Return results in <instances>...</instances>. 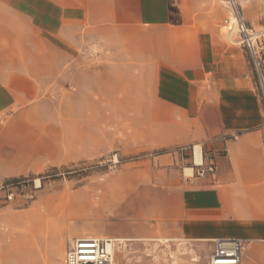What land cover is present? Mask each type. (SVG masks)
Wrapping results in <instances>:
<instances>
[{
    "label": "crops",
    "instance_id": "obj_1",
    "mask_svg": "<svg viewBox=\"0 0 264 264\" xmlns=\"http://www.w3.org/2000/svg\"><path fill=\"white\" fill-rule=\"evenodd\" d=\"M242 2L260 29L264 0ZM220 5L228 14L223 0H0V136L60 79L84 104L99 94L111 109L164 112L142 149L169 153L148 168L157 180L139 215L118 238H90H163L211 256L216 241L238 240L242 264H264L263 112L246 50L219 30ZM197 146L215 176H185L189 159L175 150Z\"/></svg>",
    "mask_w": 264,
    "mask_h": 264
},
{
    "label": "rangeland",
    "instance_id": "obj_2",
    "mask_svg": "<svg viewBox=\"0 0 264 264\" xmlns=\"http://www.w3.org/2000/svg\"><path fill=\"white\" fill-rule=\"evenodd\" d=\"M220 7L226 38L228 14ZM90 100L84 104L82 89L60 79L25 118L2 124L0 264H65L69 239L118 238L149 197L157 178L148 168L169 151L142 147L148 124L162 122L164 112L111 109L99 94ZM175 151L191 168L193 148ZM160 239L122 242L116 264H210L208 248Z\"/></svg>",
    "mask_w": 264,
    "mask_h": 264
},
{
    "label": "built area",
    "instance_id": "obj_3",
    "mask_svg": "<svg viewBox=\"0 0 264 264\" xmlns=\"http://www.w3.org/2000/svg\"><path fill=\"white\" fill-rule=\"evenodd\" d=\"M228 12L224 28L233 45L243 47L248 55L251 75L263 112L264 131V24L260 29L251 27L243 17L239 0H223ZM191 169L196 178L215 176L217 167L212 155L206 156L201 147V163L195 162ZM187 166H184L186 170ZM116 241L90 237L73 238L67 241L65 264H115ZM244 245L241 241L215 242V249L210 257V264H242Z\"/></svg>",
    "mask_w": 264,
    "mask_h": 264
},
{
    "label": "bare ground",
    "instance_id": "obj_4",
    "mask_svg": "<svg viewBox=\"0 0 264 264\" xmlns=\"http://www.w3.org/2000/svg\"><path fill=\"white\" fill-rule=\"evenodd\" d=\"M201 147H196L195 149V162L196 164L201 163ZM187 170V169H186ZM188 171L191 173L193 170L191 168L188 169ZM186 172V171H185ZM193 175V174H192ZM118 241V240H117ZM120 241V240H119ZM123 242V241H120Z\"/></svg>",
    "mask_w": 264,
    "mask_h": 264
}]
</instances>
